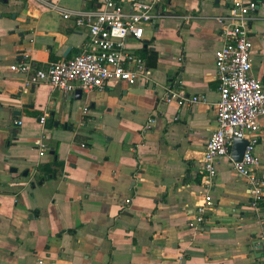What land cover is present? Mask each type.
Wrapping results in <instances>:
<instances>
[{
  "label": "crops",
  "instance_id": "0c3cea01",
  "mask_svg": "<svg viewBox=\"0 0 264 264\" xmlns=\"http://www.w3.org/2000/svg\"><path fill=\"white\" fill-rule=\"evenodd\" d=\"M115 1L128 10L134 0ZM255 1L251 72L264 88V0ZM47 3L73 12L103 0H0V264H261L264 196L258 210L249 205L227 156L209 189L202 182L218 102L215 18L229 0H161L155 23L129 43L151 82L109 81L80 100L45 82L26 89V75L9 69L25 54L46 68L82 50L87 28ZM170 83L185 100L161 99ZM259 124L255 170L264 180V116ZM43 131L49 148L39 156ZM205 192L213 208L195 229Z\"/></svg>",
  "mask_w": 264,
  "mask_h": 264
},
{
  "label": "built area",
  "instance_id": "2783aa9c",
  "mask_svg": "<svg viewBox=\"0 0 264 264\" xmlns=\"http://www.w3.org/2000/svg\"><path fill=\"white\" fill-rule=\"evenodd\" d=\"M161 0H134L128 10L115 0H103L96 9L69 11L55 4L47 3L50 9L63 13V18L72 17L79 27L87 28V40L82 50L73 57L51 62L46 68L36 67L28 55L9 65L12 72L26 75L25 88L45 82L53 89L71 95L75 89L82 94L101 91L109 81L135 83L151 82L149 69L144 58L130 50L131 41L140 42L143 29L155 23L156 7ZM227 14L215 18L219 25L222 45L215 52L214 65L219 82L218 102L216 104V127L205 144L202 158V182L206 189L216 178V160L227 156L233 170L245 180L249 194V205L259 209L264 196V180L255 170L257 158L255 148L259 120L264 116V88L262 82L251 72L249 25L254 19L258 5L255 0H229ZM187 24L191 16H180ZM166 103L185 100L184 93L172 83L166 85L161 97ZM193 96L189 100L196 101ZM188 100V99H186ZM86 107L83 109L86 111ZM47 115L39 117L44 126ZM154 120L148 119L143 127L147 132ZM20 124V122H18ZM247 141L240 161L231 157L234 138ZM47 134L35 141L39 156L48 151ZM25 182H12L10 186L23 185ZM129 199H126V203ZM213 208L212 196L205 192L196 206L192 228H203L208 211ZM264 264V249L261 257Z\"/></svg>",
  "mask_w": 264,
  "mask_h": 264
},
{
  "label": "water",
  "instance_id": "95a60500",
  "mask_svg": "<svg viewBox=\"0 0 264 264\" xmlns=\"http://www.w3.org/2000/svg\"><path fill=\"white\" fill-rule=\"evenodd\" d=\"M82 91L80 89H75V91L73 92V97L77 100H80L82 98ZM247 144V141L245 139H241V138H234L233 139V143H232V147H231V157L232 159L235 161H240L242 158V155L244 153L245 146ZM49 154H53V149L49 150ZM14 170V169H12Z\"/></svg>",
  "mask_w": 264,
  "mask_h": 264
},
{
  "label": "trees",
  "instance_id": "16d2710c",
  "mask_svg": "<svg viewBox=\"0 0 264 264\" xmlns=\"http://www.w3.org/2000/svg\"><path fill=\"white\" fill-rule=\"evenodd\" d=\"M56 163V162H55Z\"/></svg>",
  "mask_w": 264,
  "mask_h": 264
}]
</instances>
